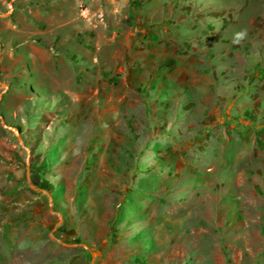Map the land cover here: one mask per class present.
Returning <instances> with one entry per match:
<instances>
[{"label":"rangeland","instance_id":"374dc122","mask_svg":"<svg viewBox=\"0 0 264 264\" xmlns=\"http://www.w3.org/2000/svg\"><path fill=\"white\" fill-rule=\"evenodd\" d=\"M0 264H264V0H0Z\"/></svg>","mask_w":264,"mask_h":264}]
</instances>
